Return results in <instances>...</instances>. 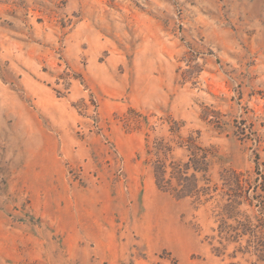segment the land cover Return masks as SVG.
Instances as JSON below:
<instances>
[{"label":"rangeland","instance_id":"rangeland-1","mask_svg":"<svg viewBox=\"0 0 264 264\" xmlns=\"http://www.w3.org/2000/svg\"><path fill=\"white\" fill-rule=\"evenodd\" d=\"M174 122L252 179L244 252L158 187ZM0 264H264V0H0Z\"/></svg>","mask_w":264,"mask_h":264},{"label":"trees","instance_id":"trees-1","mask_svg":"<svg viewBox=\"0 0 264 264\" xmlns=\"http://www.w3.org/2000/svg\"><path fill=\"white\" fill-rule=\"evenodd\" d=\"M170 131L172 138L156 139L154 144L148 142L147 145L150 156L148 163L152 165L158 187L176 197H190L200 203L219 197V242L225 249L235 244L236 251L244 252V239L248 234L252 236V232L247 228L251 221L250 215L242 211L241 207L246 197L244 193L253 187L252 179L244 180L235 169H225L221 174L220 187L219 183L213 182L210 174L211 149L201 144L198 136H185L178 122L171 125ZM147 135L149 140V133ZM176 148L187 151L186 158H177Z\"/></svg>","mask_w":264,"mask_h":264}]
</instances>
